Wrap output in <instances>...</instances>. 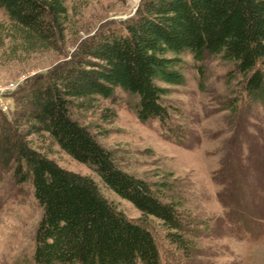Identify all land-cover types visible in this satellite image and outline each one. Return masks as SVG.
Here are the masks:
<instances>
[{"label": "trees", "instance_id": "16d2710c", "mask_svg": "<svg viewBox=\"0 0 264 264\" xmlns=\"http://www.w3.org/2000/svg\"><path fill=\"white\" fill-rule=\"evenodd\" d=\"M25 50L53 49L68 20L66 0H0ZM218 56L232 64L252 101H264V0H143L133 18L84 40L70 59L19 90L12 121L0 117V166L31 185L42 210L35 234L36 264H162L150 219L190 257L177 204L161 185L122 169L115 152L73 118L117 90L136 99L141 122L170 117L169 87L186 82L185 58ZM4 114V113H0ZM1 116V115H0ZM48 135L101 184L141 214L129 219L98 184L60 167L31 146ZM168 200V201H167ZM150 222V223H149Z\"/></svg>", "mask_w": 264, "mask_h": 264}, {"label": "rangeland", "instance_id": "374dc122", "mask_svg": "<svg viewBox=\"0 0 264 264\" xmlns=\"http://www.w3.org/2000/svg\"><path fill=\"white\" fill-rule=\"evenodd\" d=\"M142 2L66 0L63 38L53 49L33 51L18 42L0 8V88L17 87L10 112L0 117L12 121L19 90L69 60L87 38L133 18ZM185 61V84L169 87L164 99L170 109L166 125L141 122L136 99L121 90L114 99H97L86 109H75L73 118L115 152L122 169L152 186L161 185L168 200L177 204L193 251L185 256L167 240L159 222L150 219L162 264H264V101L250 100L233 65L220 57L196 63L187 56ZM28 140L60 167L91 177L129 219L141 217L48 135ZM41 217L31 185L19 184L12 169L0 166V264H36L35 234Z\"/></svg>", "mask_w": 264, "mask_h": 264}, {"label": "built area", "instance_id": "2783aa9c", "mask_svg": "<svg viewBox=\"0 0 264 264\" xmlns=\"http://www.w3.org/2000/svg\"><path fill=\"white\" fill-rule=\"evenodd\" d=\"M17 90L15 85L0 88V112L9 113L11 105L14 102L13 94Z\"/></svg>", "mask_w": 264, "mask_h": 264}]
</instances>
